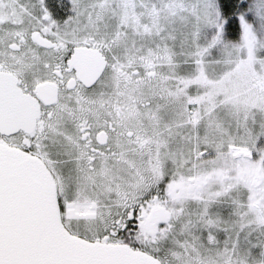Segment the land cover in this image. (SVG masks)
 I'll return each mask as SVG.
<instances>
[{"label":"snow or ice","instance_id":"1","mask_svg":"<svg viewBox=\"0 0 264 264\" xmlns=\"http://www.w3.org/2000/svg\"><path fill=\"white\" fill-rule=\"evenodd\" d=\"M0 264H264V0H0Z\"/></svg>","mask_w":264,"mask_h":264}]
</instances>
